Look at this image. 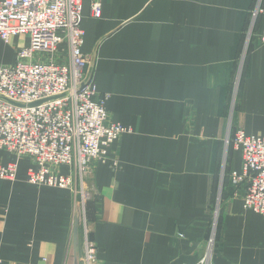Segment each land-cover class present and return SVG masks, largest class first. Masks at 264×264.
<instances>
[{
  "label": "crops",
  "instance_id": "obj_1",
  "mask_svg": "<svg viewBox=\"0 0 264 264\" xmlns=\"http://www.w3.org/2000/svg\"><path fill=\"white\" fill-rule=\"evenodd\" d=\"M100 2L99 19L85 3L83 52L109 121L132 132L93 163L99 264H197L213 231V264H264V216L244 208L230 177L242 155L227 145L238 129L264 137L259 0ZM17 161L0 178V264H83L79 196L29 184L31 158L0 151V168Z\"/></svg>",
  "mask_w": 264,
  "mask_h": 264
},
{
  "label": "built area",
  "instance_id": "obj_2",
  "mask_svg": "<svg viewBox=\"0 0 264 264\" xmlns=\"http://www.w3.org/2000/svg\"><path fill=\"white\" fill-rule=\"evenodd\" d=\"M101 18L100 0H0V40L23 39L17 63L0 66V151L18 159L33 158L27 182L33 186L70 190L79 196L83 264H99L88 215L95 190L90 176L95 161H111L114 145L131 129L109 121L90 61L83 52L85 3ZM259 0L253 23L264 8ZM247 36V44L252 37ZM264 44V31L259 36ZM42 55H51L49 61ZM232 135V134H231ZM241 153L243 167L230 175L245 189L244 208L264 216V137L238 129L227 140ZM117 164V161H114ZM68 167L56 173L52 167ZM18 163L0 168V178L14 180ZM215 231L208 253L197 264H213Z\"/></svg>",
  "mask_w": 264,
  "mask_h": 264
},
{
  "label": "rangeland",
  "instance_id": "obj_3",
  "mask_svg": "<svg viewBox=\"0 0 264 264\" xmlns=\"http://www.w3.org/2000/svg\"><path fill=\"white\" fill-rule=\"evenodd\" d=\"M255 10V9H254ZM253 10V11H254ZM253 11H252V13H253ZM252 20H253V16H252ZM19 40V41H18ZM24 43V40L23 39H15V40H13L11 43H9V44H4L1 40H0V49L2 50V51H4L5 52V54H4V57H6V58H12V57H14V56H17V53H18V50H19V48L21 47V44H23ZM18 58V57H17ZM50 58H51V55H42L41 57H40V59H42V60H46V61H49L50 60ZM0 66H4V65H0ZM108 117H109V115H108ZM116 123V122H115ZM129 134V133H128ZM121 138V137H120ZM119 138V139H120ZM230 139V137H228V139L227 140H229ZM118 142V141H117ZM116 142V143H117ZM228 144H232V143H228ZM233 145V144H232ZM229 146V145H228ZM114 147H115V145H114ZM114 150V149H113ZM23 157H30V156H23ZM31 158V160L33 161V158L32 157H30ZM95 162H97V161H95ZM17 163H18V165H19V162L17 161ZM60 168H62L61 166H54V167H52V169H53V171L54 172H56V173H62V172H59L60 170ZM18 169H19V167H18ZM17 174H18V171H17ZM1 179H6V178H1ZM7 180H10V179H7ZM38 187V186H37ZM93 187V186H92ZM94 189V188H93ZM251 211V210H250ZM256 213V212H255ZM210 240V239H209Z\"/></svg>",
  "mask_w": 264,
  "mask_h": 264
}]
</instances>
